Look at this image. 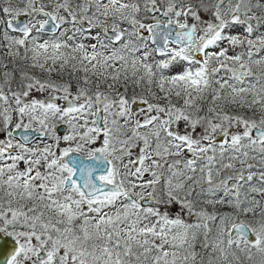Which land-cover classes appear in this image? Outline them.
I'll return each instance as SVG.
<instances>
[{
  "label": "snow or ice",
  "instance_id": "6c2138e0",
  "mask_svg": "<svg viewBox=\"0 0 264 264\" xmlns=\"http://www.w3.org/2000/svg\"><path fill=\"white\" fill-rule=\"evenodd\" d=\"M0 264H264V0H0Z\"/></svg>",
  "mask_w": 264,
  "mask_h": 264
}]
</instances>
